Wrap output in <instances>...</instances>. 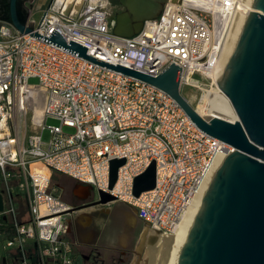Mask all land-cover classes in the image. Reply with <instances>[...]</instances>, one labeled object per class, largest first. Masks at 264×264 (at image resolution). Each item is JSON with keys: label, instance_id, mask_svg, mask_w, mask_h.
<instances>
[{"label": "built area", "instance_id": "1", "mask_svg": "<svg viewBox=\"0 0 264 264\" xmlns=\"http://www.w3.org/2000/svg\"><path fill=\"white\" fill-rule=\"evenodd\" d=\"M237 1L166 0L159 15L130 38L113 34L109 0H84L75 16L49 7L34 22L31 13L29 34L10 25L0 28V216L15 228V237L2 242L1 254L14 255L19 264H103L96 256L85 262L80 254L82 245L69 229L75 207L52 187L56 174L126 204L151 233L173 234L232 147L198 129L160 89L87 61L51 37L84 47L98 62L151 77L176 65L180 91H194L181 95L196 105L218 73ZM30 78L38 83L30 85ZM47 119L59 126H46ZM63 127L74 132L66 134ZM45 129L48 142L42 140ZM113 160L125 163L109 189ZM152 163L154 188L134 196V180ZM11 180L26 199L22 222Z\"/></svg>", "mask_w": 264, "mask_h": 264}, {"label": "water", "instance_id": "2", "mask_svg": "<svg viewBox=\"0 0 264 264\" xmlns=\"http://www.w3.org/2000/svg\"><path fill=\"white\" fill-rule=\"evenodd\" d=\"M31 1L0 0V28L10 25L21 35L31 33L32 24H27L31 10L25 5ZM133 1L128 4L127 0H119L126 11L114 19L115 36L130 38L138 34L144 21L159 15L166 0ZM142 1L151 3L154 12L142 7L139 4ZM51 3L52 0L46 9ZM51 41L87 61L160 89L198 129L232 147L233 152L211 178L177 264H264V0L254 1L253 11L217 84L236 114L234 122L198 114L180 93L181 69L176 65L151 77L98 62L86 55L84 47L66 44L58 35L52 36ZM124 163V160L111 161L109 189L116 183L117 171ZM154 186L155 165L152 163L134 180L133 194L138 197ZM80 187L85 194L77 198L85 201L92 189ZM96 199L95 204L99 205L115 201L102 192L96 194ZM2 212L3 194L0 192V214Z\"/></svg>", "mask_w": 264, "mask_h": 264}, {"label": "bare ground", "instance_id": "3", "mask_svg": "<svg viewBox=\"0 0 264 264\" xmlns=\"http://www.w3.org/2000/svg\"><path fill=\"white\" fill-rule=\"evenodd\" d=\"M152 2L155 0H151ZM254 0H238L237 10L235 11L234 18L232 20L231 31L226 40V44L223 48V53L219 61V70L217 75L213 78V83L216 85V94L212 97V102L207 108V114L211 117H218L223 120L234 122L237 120L236 114L231 106L228 98L219 90L217 84L221 80L227 63L236 47L238 39L240 37L243 24L246 17L249 15L250 7ZM128 4H133V0H127ZM142 7H148L149 11L154 9L151 3L140 2ZM212 3V8L214 7ZM142 8V9H144ZM219 8L216 5L215 10ZM154 12V10H153ZM218 98V99H217ZM187 101V100H186ZM188 102V101H187ZM190 105V104H189ZM191 106V105H190ZM41 109L36 107L35 115L40 118ZM36 119V118H35ZM39 120V119H38ZM216 172V171H215ZM214 172V173H215ZM212 175L206 180L204 185L199 189L198 193L192 200L190 206L186 210L182 219L176 226L173 234L169 236H161L153 234L151 232H144L141 238L142 246L146 248V260L141 264H177L182 248L187 240L190 229L193 225L196 215L201 206L203 196L209 186ZM88 211V210H87ZM85 212V211H84ZM83 213V212H82ZM150 231V230H149ZM168 237V238H164Z\"/></svg>", "mask_w": 264, "mask_h": 264}, {"label": "flooded vegetation", "instance_id": "4", "mask_svg": "<svg viewBox=\"0 0 264 264\" xmlns=\"http://www.w3.org/2000/svg\"><path fill=\"white\" fill-rule=\"evenodd\" d=\"M36 4H37V0H32L31 2L26 3L25 5L27 8L31 10L32 8L36 7ZM92 193L93 192H91V195L87 200L83 201L81 204L75 207V210H73L72 215L77 213H80L81 215L77 217L71 216L73 218L70 219V224H69V229L75 227L76 225H79L80 228L84 229L85 231L92 230V232H94L95 234L94 242L90 244H81L82 248L80 250V254L83 256L85 262L89 261L91 257L96 256L97 258L100 259V261L103 264H129L130 263L129 257L137 256L136 257L137 259L135 260L134 264H138V257L139 256L141 257L142 248H143L141 246L140 239L143 233L149 230V228H147L146 224H144L143 222L139 221V219H137L136 213L129 212L133 217H136L137 219L136 224L132 226L127 220L128 215H125L123 212H120V209L114 206L115 205L114 203L116 202H112L108 205L95 204L97 199L92 197ZM103 208H105L107 211L106 212L101 211V214H99V210ZM95 212L98 213L100 218H103L104 220L102 227L103 230L99 228L100 223L98 224L91 216V214ZM87 213H89L91 217L90 225H87L88 223V217L86 216ZM78 218H81L83 220L81 224L78 223ZM117 221H126L125 226L127 228V233H126L127 235L124 238V246L110 245L109 238L106 233L108 227L109 226L111 227ZM99 236H101V238ZM102 242L103 245L100 246L99 243L101 244ZM100 248L101 250H104V252L107 253L106 254L107 258L105 260L104 258H102V254L99 251Z\"/></svg>", "mask_w": 264, "mask_h": 264}, {"label": "rangeland", "instance_id": "5", "mask_svg": "<svg viewBox=\"0 0 264 264\" xmlns=\"http://www.w3.org/2000/svg\"><path fill=\"white\" fill-rule=\"evenodd\" d=\"M41 1L42 0H37L36 7L31 9V13L33 14V21L34 22H38L40 20V18H41V14H42V11L44 9L43 7L39 6L41 4ZM254 1L252 3V6L250 7L249 14L253 11ZM109 2H110V6H111V15H112V17L114 19H115V17L117 15H119L121 13H124L126 11V9L120 4L119 0H109ZM248 16L246 17L245 22H246ZM245 22H244V24H245ZM28 83L30 85H36L38 83V81L35 78H30L28 80ZM180 92H181V94L183 96L184 95L189 96L190 93H193L194 91L186 88V89H184L183 91H180ZM215 94H216V85L212 81L211 89L204 91L203 96L201 98V101L199 103H197L196 105L194 103H190V102H188V103L191 105V107L193 109L195 108L197 110V113L200 114L201 116H209L207 114V108L210 106V104L212 102L215 101V100L212 101V97L215 96ZM35 118H36L35 120L38 121L39 118L36 115H35ZM45 125L48 126V127L59 126V122L56 121V120H53V119H47L46 122H45ZM29 126H30V123H29V117H28L27 118V123H26V128L28 130L31 127V126L30 127ZM23 127H24V125H23ZM63 132L66 133V134H72L74 131L71 128L63 127ZM42 140H43V142H48L50 140V134H49L47 129H45L42 132ZM62 176L63 175H61V174H56V176L54 178H52V180H51L52 181V187L55 189L56 185L60 184L63 187V190L58 189L57 194L61 196L63 201H65L66 203L70 204L73 207H76L77 205H79V204H81L83 202V200H80L79 198H77V197H81L82 196V195L80 196V193L82 192L83 189L82 190L80 189V192L78 193V190L80 188V184H77L73 180L70 181L67 178H64L65 179V181H64L65 184H63L60 181V179H59ZM93 193H92V197L96 198V193H94V195H93ZM101 211L102 212H106L107 210L105 208H103V209L99 210V214H101ZM128 212H129V210H128ZM99 214L95 212V213H92L91 216L93 218H95V219H98L100 217ZM79 215H81V214L77 213V214H73L72 216L73 217H77ZM82 222H83V220L81 218H78V223L81 224ZM117 223H120V224H117ZM125 225H126V221H117L111 227L110 226L108 227V229L106 230V233L108 235L110 245H112V246H115V245L124 246V238L127 235L126 234L127 233V228H126ZM73 229L75 231H77L79 237L85 238L88 235V233L84 229L80 228L79 225H76L75 227H73ZM141 238H142V236H141ZM164 238H168V237H164ZM141 246H142V242H141ZM1 251H2V243L0 242V259H1V255H2ZM99 251L101 252V248L99 249ZM136 257L137 256L129 257V261H130L129 264H134L135 260L137 259ZM146 258H147L146 248L143 247L142 248L141 257L140 256L138 257V264L143 263L144 262L143 260H146Z\"/></svg>", "mask_w": 264, "mask_h": 264}, {"label": "crops", "instance_id": "6", "mask_svg": "<svg viewBox=\"0 0 264 264\" xmlns=\"http://www.w3.org/2000/svg\"><path fill=\"white\" fill-rule=\"evenodd\" d=\"M50 1L51 0H42L41 1V4L39 6L40 7H43L44 8L43 10H45L47 8V5L49 4ZM83 2H84V0H52V3L50 4L49 7H51L57 13L65 14V15H70V16H75L81 10L82 5H83ZM54 176H56V175H54ZM64 178H67V177L62 176L61 178H59L60 181L63 184H65L64 183V181H65ZM67 179H69V178H67ZM69 180L71 181V179H69ZM58 189L63 190V187L60 184H57L55 190L58 191ZM80 189L82 190V188L80 187L79 190H78V193L80 192ZM81 193H80V196L81 195L83 196V194H85V191L82 190ZM114 204H115L114 205L115 207H118L120 209V212H123L125 215H128L127 216L128 217L127 220L129 221V223L132 226H134L136 224L138 218L136 219V217H133L130 213H135V211L132 208H130L129 206H127L126 204L119 203V202H116ZM128 210H129L130 213L128 212ZM85 212H87V211H85ZM86 216L88 217V223H87V225H90L91 224V217H90L89 213H87ZM93 219L98 224L100 223L99 224V228L102 229L103 223H104L103 218H100L99 217L98 219H95V218H93ZM70 231H71L72 237L74 239H76L80 244H90V243L94 242V240H95V234H94V232H92V230L86 231L88 233V235L85 238L79 237L77 231H75L73 228H71ZM146 232H150V231L147 230ZM99 237L101 238V236H99ZM99 245L102 246L103 245V242L101 244L99 243ZM100 253L102 254V258H104V260H105L107 258V255H106L107 253L104 252L103 250H101Z\"/></svg>", "mask_w": 264, "mask_h": 264}, {"label": "trees", "instance_id": "7", "mask_svg": "<svg viewBox=\"0 0 264 264\" xmlns=\"http://www.w3.org/2000/svg\"><path fill=\"white\" fill-rule=\"evenodd\" d=\"M55 177V176H54ZM53 177V178H54ZM9 187L12 189V195L15 202V208L17 212V218L19 222L25 220L26 215V199L24 195L17 190L16 182L11 180ZM4 189L3 180L0 173V192ZM15 237V228L10 218H3L0 216V242L12 240ZM0 264H19L17 258L11 254L3 253L1 255Z\"/></svg>", "mask_w": 264, "mask_h": 264}]
</instances>
